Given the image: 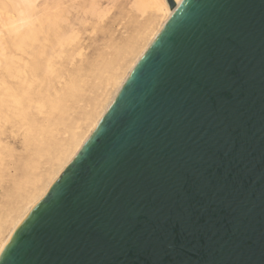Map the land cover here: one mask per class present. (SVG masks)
<instances>
[{"label": "water", "instance_id": "1", "mask_svg": "<svg viewBox=\"0 0 264 264\" xmlns=\"http://www.w3.org/2000/svg\"><path fill=\"white\" fill-rule=\"evenodd\" d=\"M0 264H264V0H183Z\"/></svg>", "mask_w": 264, "mask_h": 264}, {"label": "bare ground", "instance_id": "2", "mask_svg": "<svg viewBox=\"0 0 264 264\" xmlns=\"http://www.w3.org/2000/svg\"><path fill=\"white\" fill-rule=\"evenodd\" d=\"M182 1L173 0L171 9L167 0H133L132 10L145 17L135 44L118 46L115 65L104 61L88 69L82 42L85 26L97 33L114 1L107 8L101 0H0V184L10 169L6 159L15 152L10 140L20 139L29 155L10 192L0 195V208L3 196H15L0 211V255L30 210L72 163ZM90 85L99 87L98 104L76 118V100Z\"/></svg>", "mask_w": 264, "mask_h": 264}, {"label": "rangeland", "instance_id": "3", "mask_svg": "<svg viewBox=\"0 0 264 264\" xmlns=\"http://www.w3.org/2000/svg\"><path fill=\"white\" fill-rule=\"evenodd\" d=\"M132 2L133 0H101L102 6H107V8L111 4L113 6L111 5V7H109L110 9H108V15L106 14L107 16L104 17V21L102 20V22L98 24L99 30L97 33L91 32L90 27H88L89 24L85 26L86 32L83 34L85 39L83 38L82 40L86 41L82 42L84 47L86 46V50L84 48L85 56L87 54L85 66L88 69L93 65H100L104 61H110L115 65V57L118 46H131L135 44V35L144 28L145 17L132 10ZM96 21L97 20L95 18H92V22L95 23ZM89 23H91L90 20ZM102 26H106V28H101ZM90 33L91 35H89ZM134 49L137 48L135 47ZM78 60L79 59H77V61ZM127 60L128 57L126 61ZM98 94L99 87H93L90 85L89 89L76 100V104H80V106L78 105V109L75 113L76 118L82 117L85 113L91 111L96 104H98L95 100ZM66 137V133L62 131L63 140H66ZM17 140L18 139H16V141L10 140L15 152L12 157H7L6 159V162L9 163L10 169L4 172L5 178L0 184V195L5 191L10 192L9 190L13 187V181L17 180V178L25 171L22 164L28 159L29 155L25 152L23 146H21L19 142L20 139L18 141ZM43 166L45 168L46 165L43 164ZM14 197L15 196H3L1 199L2 206L0 211H3L5 206L13 201Z\"/></svg>", "mask_w": 264, "mask_h": 264}]
</instances>
